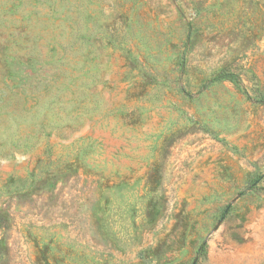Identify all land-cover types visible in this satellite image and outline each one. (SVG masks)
Listing matches in <instances>:
<instances>
[{"label":"rangeland","instance_id":"1","mask_svg":"<svg viewBox=\"0 0 264 264\" xmlns=\"http://www.w3.org/2000/svg\"><path fill=\"white\" fill-rule=\"evenodd\" d=\"M0 264H264V0H0Z\"/></svg>","mask_w":264,"mask_h":264},{"label":"trees","instance_id":"2","mask_svg":"<svg viewBox=\"0 0 264 264\" xmlns=\"http://www.w3.org/2000/svg\"><path fill=\"white\" fill-rule=\"evenodd\" d=\"M222 78H231V79L235 80L236 82L239 80L235 74L224 73V74L217 75V76L213 77L212 79H210L209 81H207L202 86V88L206 87L210 82H213V81H216V80H219V79H222Z\"/></svg>","mask_w":264,"mask_h":264}]
</instances>
